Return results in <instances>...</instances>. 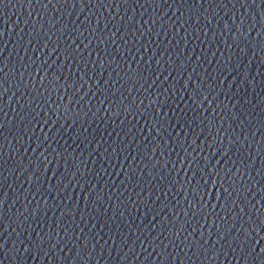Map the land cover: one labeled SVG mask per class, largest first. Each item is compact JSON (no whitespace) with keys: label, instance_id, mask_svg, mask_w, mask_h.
I'll list each match as a JSON object with an SVG mask.
<instances>
[{"label":"water","instance_id":"1","mask_svg":"<svg viewBox=\"0 0 264 264\" xmlns=\"http://www.w3.org/2000/svg\"><path fill=\"white\" fill-rule=\"evenodd\" d=\"M262 148L264 0H0V264H264Z\"/></svg>","mask_w":264,"mask_h":264},{"label":"snow or ice","instance_id":"2","mask_svg":"<svg viewBox=\"0 0 264 264\" xmlns=\"http://www.w3.org/2000/svg\"><path fill=\"white\" fill-rule=\"evenodd\" d=\"M238 2L241 4V6H243V4L246 2V0H238ZM247 2L250 3L251 0H247ZM229 30H230V28H229ZM77 91H81V89H77ZM81 99H83V98H81ZM99 103H100L101 105H103L104 103H106V101H105V100H101ZM261 151H264V148H262ZM37 180H39V178H37ZM24 250L27 251L28 248H25Z\"/></svg>","mask_w":264,"mask_h":264}]
</instances>
